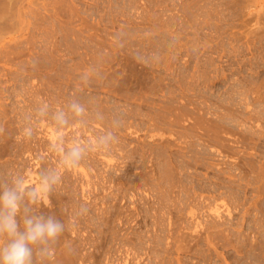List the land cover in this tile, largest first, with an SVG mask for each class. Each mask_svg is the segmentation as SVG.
I'll return each mask as SVG.
<instances>
[{
    "label": "rangeland",
    "instance_id": "1",
    "mask_svg": "<svg viewBox=\"0 0 264 264\" xmlns=\"http://www.w3.org/2000/svg\"><path fill=\"white\" fill-rule=\"evenodd\" d=\"M46 169V264H264V0H0V184Z\"/></svg>",
    "mask_w": 264,
    "mask_h": 264
},
{
    "label": "clouds",
    "instance_id": "2",
    "mask_svg": "<svg viewBox=\"0 0 264 264\" xmlns=\"http://www.w3.org/2000/svg\"><path fill=\"white\" fill-rule=\"evenodd\" d=\"M68 107L77 116L85 111L75 101ZM53 118L57 125L68 123L63 110L57 111ZM25 132L31 135L30 129ZM53 148L62 154L60 165L65 169L78 167L86 152L85 146L79 142L66 147L57 140ZM60 176L58 169L41 170L37 172L35 182L29 184L21 172L7 173L6 181L0 184V264H46L53 258L54 245L66 226L52 215L41 214L40 209L50 207L49 198L60 183Z\"/></svg>",
    "mask_w": 264,
    "mask_h": 264
}]
</instances>
